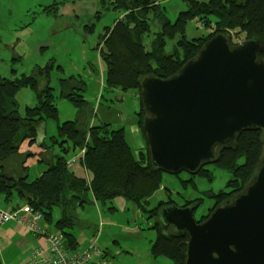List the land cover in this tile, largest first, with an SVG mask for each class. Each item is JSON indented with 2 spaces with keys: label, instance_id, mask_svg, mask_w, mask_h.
<instances>
[{
  "label": "trees",
  "instance_id": "1",
  "mask_svg": "<svg viewBox=\"0 0 264 264\" xmlns=\"http://www.w3.org/2000/svg\"><path fill=\"white\" fill-rule=\"evenodd\" d=\"M165 1L107 0L109 8L106 9L119 17L111 27L103 29L95 46L104 64L106 90H131L140 103L139 84L143 78L166 79L175 75L217 34L225 35L232 45H237L232 39L238 36H243V41L259 38L264 45V0H179L183 9L173 19L168 15ZM103 2L98 0L100 7ZM94 16L101 19L100 12H95ZM85 28L91 32L94 26L85 25ZM202 29L203 35L195 34ZM261 57L264 59V48ZM48 69V66L36 67L30 76L12 80L0 76V195L7 202L16 200L17 207L27 205L34 212H40L46 224L51 222V213L57 208L60 215L54 227L63 235L69 250L78 247L72 232L80 224L77 209L95 202L114 211L113 200L123 198L133 203L146 219L153 220L149 228L155 231L156 238L151 255L165 257L171 264H184L186 236L171 228L162 230L158 219L159 211L172 203L159 201L155 207L147 208L148 198L160 187L164 173L152 168L145 139L143 148L134 155L122 128L112 130L107 123L91 126L92 106L81 97L73 96L74 89L68 86V80H60L61 96L77 107V116L57 126L59 144H65L63 154L67 146L73 151L84 149L78 163L83 171L91 174V180L67 168L63 154L57 155L37 178L28 180L27 161L32 154H20V147L25 141L30 146L39 143L38 130L44 128L46 120L56 119ZM24 88L34 92L36 105L26 108L24 116H20L15 95ZM143 118L140 104L135 119L142 136ZM261 140L259 130L245 131L237 138L234 148L217 153L210 165L229 171L231 176L223 190L209 194L212 207L197 222H202L215 207L229 203L242 191L262 155ZM40 145L48 149L44 143ZM205 167L196 175L207 176ZM188 205H195V211L200 199L186 201L182 207Z\"/></svg>",
  "mask_w": 264,
  "mask_h": 264
},
{
  "label": "water",
  "instance_id": "2",
  "mask_svg": "<svg viewBox=\"0 0 264 264\" xmlns=\"http://www.w3.org/2000/svg\"><path fill=\"white\" fill-rule=\"evenodd\" d=\"M264 45L253 37L232 45L223 34L166 79L139 84L141 129L155 171L196 175L241 133L259 130L262 155L254 174L229 203L202 221L195 205L164 206L162 230L186 236L184 264H264Z\"/></svg>",
  "mask_w": 264,
  "mask_h": 264
},
{
  "label": "rangeland",
  "instance_id": "3",
  "mask_svg": "<svg viewBox=\"0 0 264 264\" xmlns=\"http://www.w3.org/2000/svg\"><path fill=\"white\" fill-rule=\"evenodd\" d=\"M80 1L86 2L89 8L80 10V15L76 12L77 17L59 16L65 7L73 3L77 6ZM93 1L95 6L92 5ZM96 3L98 0H0V76L12 80L22 75L30 76L36 67H49V87L52 89V103L57 112L56 119L46 120L47 136L56 137L57 126L73 121L77 116V107L71 100L61 96L60 80L65 79L69 82L68 86L74 89L73 96L81 97L92 106L93 114L89 122L91 126L107 123L112 130L122 128L126 131L129 143L135 147L144 138L139 132L135 135L129 130L135 123V113L140 108L139 100L131 90L122 91L116 88L111 91L103 87L104 64L95 49L103 29L111 27L119 15L106 9L109 8L107 0H104L101 7ZM164 5L171 19L183 9L179 0H167ZM95 12L101 13L100 20L95 18ZM85 25H93L94 28L89 32ZM198 32L195 34H204L203 29ZM243 39V36L233 37L232 42L239 44ZM20 90L15 95V101L20 116H24L25 109L30 108V99ZM132 153L135 155V150ZM32 159L34 158H29L27 162L29 181L38 177L42 166L31 162ZM35 160L36 158L33 161ZM205 169L208 170L207 176H192L184 172L178 175L162 174L160 187L149 196L147 208L155 207L159 201L182 207L186 201L200 199V205L193 214L194 219L199 220L212 207L213 200L208 197L209 194L223 190L231 176L229 171L214 165H206ZM78 170L75 172L82 175ZM139 212L137 222L144 223L146 215ZM76 214L78 218L87 217L94 226L88 225V229L85 226L75 227L74 231L78 233L82 230L89 237L93 233L94 237L100 228L95 247L104 249L106 257L114 264L122 260L121 264H129V260L139 259L134 256L135 253L126 254L121 248L123 245L148 244V249H151L150 240L155 239V231L149 227L141 230L142 243L128 239L126 231L117 227L121 223V217L111 213L101 203L94 202L79 208ZM58 218L59 210L54 208L51 213L52 226ZM104 244H107V249ZM137 251L141 249L137 248ZM156 259L158 264H170L167 258Z\"/></svg>",
  "mask_w": 264,
  "mask_h": 264
},
{
  "label": "crops",
  "instance_id": "4",
  "mask_svg": "<svg viewBox=\"0 0 264 264\" xmlns=\"http://www.w3.org/2000/svg\"><path fill=\"white\" fill-rule=\"evenodd\" d=\"M78 4L79 5L76 6L73 3V4L65 7L64 10L62 11V13L59 14V16L60 17H66V18L77 17L78 15H80L79 14L80 10H87V8H89V7H87L88 6L87 3L84 1H82V2L80 1ZM97 4L98 3H96V5ZM92 5L95 6L94 1H93ZM58 9H59V7H57V10ZM76 12L78 15H76ZM28 90L29 89H21L20 92L25 93V95H27V97L30 99V106L29 107L33 108L36 105V96H35L34 92H32L31 90H29V91ZM90 125H91V123H90ZM129 130L131 132H133L135 135L138 132L141 134L140 129L136 125V119H135V123L129 127ZM125 132H124L125 140H126L127 144L129 145V147L131 148V150L132 149L135 150V154H136V151L138 149L143 148L144 139H143V142L141 141L140 144L134 145L135 147H132L133 145H131L129 143V140H128ZM58 139L59 140L61 139L60 137H58V135L56 137H54L53 135L47 136L46 124H44V128L38 130L39 143L36 142L32 146H30L29 143L27 141H25L21 145L20 150H19L20 154L30 152L32 154V157H30V158H34V159L36 158L35 161H33L34 159H32L31 162H33V163L36 162L39 165H42L40 172L38 173L37 176H39L42 172H44L50 163H53L55 161L57 155L63 154L62 150L65 149V147H63L59 144ZM41 143H44V146L48 149L46 150L44 148H41L40 147ZM64 146H65V144H64ZM66 149H67L66 153L63 155L66 158V165L70 163V167H67V168L72 169L74 172H75V170L79 169L78 171L82 172V175L76 173V174H78V176H83L88 181L91 180V174L88 173L87 171H83L82 166L79 165V163H78L81 160V158L83 157L84 149L73 151L72 149L69 148V146H67ZM70 153H71V155H70ZM67 155H68V157H66ZM17 205H18V202L16 200H11V201L7 202V201H5L4 197L0 195V211L9 212L11 210L17 209V208L22 206L21 205V206L17 207ZM112 206L115 208V210L110 211V212L116 213V215L121 217V219H119L121 221V223L118 226L115 225L116 223H114L113 225L124 229L126 231L125 234H126V237L128 239L133 240V241H137L138 243H142L143 235H142L141 230L144 228L151 227L152 219H146L145 218L144 223H143V221L141 223H138L137 222V216L139 215L140 212L137 209V207L133 203L128 202V201H126L120 197H117L113 200ZM59 215H60V213H59ZM77 218H78V216H77ZM78 220H79L80 224L76 227L80 228V227H83L85 225H93L91 222H89V219L87 217L78 218ZM51 222H52V220H51ZM51 222L47 223L48 228L49 229H55V227L51 225ZM88 227H86V228L88 229ZM100 227H101V225H100ZM99 229L100 228H98L97 231H99ZM74 230L72 232L76 236V239L78 242V248L84 247L86 244H88L92 240L93 233L89 237L87 235V233L82 231V230H80L78 233H76ZM155 238H156V235H155ZM153 241L150 240L151 243ZM41 243H42V239H40L37 236H33L32 234H30L21 224H18L15 222L1 223L0 224V264H34L29 260L28 255H29V252L34 247H36L37 245H40ZM151 246H152V244H151ZM104 247L107 249V244H104ZM119 248H120V245H119ZM121 248L124 249V252L126 254L135 253L134 256L139 257L138 260H134L136 262L129 260V264H139L140 262H147V261H154L152 264H158V262H157L158 260L156 258H154L152 255L150 256L151 252H150V249H148V244H132V245L125 244ZM137 248L141 249V251H137ZM96 249L103 251L104 254L106 255V251L104 249H100L97 247H96ZM133 257H131V259ZM157 258L159 259L160 257H157ZM122 261L117 262L116 264H121ZM112 264H114V262H112Z\"/></svg>",
  "mask_w": 264,
  "mask_h": 264
},
{
  "label": "built area",
  "instance_id": "5",
  "mask_svg": "<svg viewBox=\"0 0 264 264\" xmlns=\"http://www.w3.org/2000/svg\"><path fill=\"white\" fill-rule=\"evenodd\" d=\"M66 166L70 167V163ZM7 222L21 224L30 234L42 239V243L28 255L34 264H112L103 251L96 249L97 234L84 247L69 250L61 232L49 229L42 214L34 212L27 205L9 212L0 211V224Z\"/></svg>",
  "mask_w": 264,
  "mask_h": 264
}]
</instances>
